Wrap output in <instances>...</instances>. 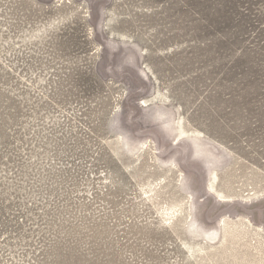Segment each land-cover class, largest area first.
Masks as SVG:
<instances>
[{"label": "rangeland", "instance_id": "obj_1", "mask_svg": "<svg viewBox=\"0 0 264 264\" xmlns=\"http://www.w3.org/2000/svg\"><path fill=\"white\" fill-rule=\"evenodd\" d=\"M0 264H264V0H0Z\"/></svg>", "mask_w": 264, "mask_h": 264}]
</instances>
